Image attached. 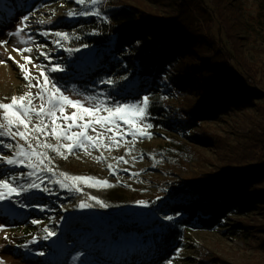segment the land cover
<instances>
[{"label": "rangeland", "instance_id": "1", "mask_svg": "<svg viewBox=\"0 0 264 264\" xmlns=\"http://www.w3.org/2000/svg\"><path fill=\"white\" fill-rule=\"evenodd\" d=\"M205 2H208L209 8H200L194 0H99L95 5L90 0L83 5L76 0H35L34 4L26 5L27 12L15 13L11 9L0 12V41H8L0 46V102L8 103L12 96L29 91L28 81L19 66L24 65L33 78V84L37 82L36 78L42 82L40 73L43 68L70 98L84 100L92 96L96 99L86 101L89 105L102 101L107 106H115L99 91L84 94L76 85L62 81L60 77L65 74L64 62L80 58L91 60L97 53V49L90 50L86 44L83 45L85 35L91 33L88 27L72 26L74 22L87 18L101 21L105 19L103 12L106 6L122 3L156 15L168 24L181 17L184 12L180 9L181 5H188L190 11L187 15L192 16L194 26L200 28L202 34L209 35L205 36L208 40L206 56L215 57L222 52L229 62L233 59L234 63L246 66L252 72L246 77V83L256 85L259 92L256 105L247 104L244 110L201 125L202 130L215 138L212 144L202 137L200 129L168 133L151 127L147 129L150 138L139 137L131 153L127 143L132 140L131 136L122 141L120 147L89 148L91 155L79 149L68 155L65 150L67 159H64L47 150L52 157L47 166L54 171H40L37 168L31 176L28 173L33 169L7 165L3 160L5 157L17 158L16 145L26 147L25 141L0 136V178L15 176L14 186L27 187L35 181L42 188L49 189L48 192L30 189L19 196L13 194L11 199L0 201V264H83L82 261L86 264L83 254L72 249L79 238L73 234L74 240L70 243L63 239L70 220L103 223V215L108 213L145 215L152 200L181 187L185 182L214 184L220 178H234L246 171L257 175L264 169V0ZM70 12L72 15H69ZM81 12L93 14L81 15ZM24 16L29 17L28 21L22 20ZM211 16L219 19L220 25L215 24L213 30L222 28V40L209 30ZM24 24L28 26L20 36L10 35ZM59 24L62 27H57ZM57 32L66 35L57 36ZM212 44L213 50L209 48ZM17 48H31L32 51L21 54L14 50ZM25 56L31 58V63L25 62ZM56 65L63 71L50 72V68ZM228 66L234 73L237 66L231 67L230 63ZM170 83L171 75L158 84L172 100L178 94ZM31 91L35 92L36 89ZM73 111L75 109L68 108L66 114ZM143 123L150 124L147 114ZM48 141L57 143L52 137ZM105 143L110 141L105 140ZM101 153L105 159L97 162L94 157ZM118 157H124L127 162H118ZM109 164L113 165L114 173L108 168ZM61 172L107 180L112 186L89 187L81 183L72 188H62L56 183L62 179ZM59 193L62 194L60 198L67 201L51 209L53 197L59 196ZM249 194L253 195V202H250L247 211L238 213L214 230L191 232L186 236L184 248L166 264H264V199L260 198L264 196V178H259ZM249 199L246 197L248 202ZM97 201H102L108 207H101ZM140 201L145 204L138 203ZM82 202L92 207L80 208ZM45 228L55 231L56 235L45 239ZM125 241L118 243L124 245ZM41 252L44 254L40 255Z\"/></svg>", "mask_w": 264, "mask_h": 264}, {"label": "trees", "instance_id": "2", "mask_svg": "<svg viewBox=\"0 0 264 264\" xmlns=\"http://www.w3.org/2000/svg\"><path fill=\"white\" fill-rule=\"evenodd\" d=\"M34 1L4 0L0 12H27L26 5ZM194 1L202 9L210 7L205 0ZM180 9L184 10L181 17L169 24L123 3L106 6L101 21L87 18L74 22L72 26L88 27L91 33L85 35L83 45L97 49V53L91 60L64 62L65 74H59L62 81L76 85L84 94L99 91L113 104L137 103L148 96L147 119L153 128L168 133L200 129L202 137L212 144L215 138L201 125L244 110L247 104L256 105L259 92L256 85L246 83L252 73L246 66L233 59L229 62L222 52L206 56L205 36L209 35L194 26L192 16L187 15L188 5ZM215 24L220 25L219 19L211 16L209 30L222 40V28L213 30ZM209 48L213 50V44ZM229 63L237 66L234 73ZM169 75L178 94L172 100L158 84ZM259 178H264V169L257 175L246 171L234 178H220L214 184L185 182L152 200L145 215L108 213L103 215V223L70 220L63 239L70 243L73 234L79 238L72 249L83 254L86 264H166L184 248L191 232L214 230L247 211L253 202L249 193ZM58 195L53 197L51 209L67 201ZM120 240L124 245L118 243Z\"/></svg>", "mask_w": 264, "mask_h": 264}, {"label": "snow or ice", "instance_id": "3", "mask_svg": "<svg viewBox=\"0 0 264 264\" xmlns=\"http://www.w3.org/2000/svg\"><path fill=\"white\" fill-rule=\"evenodd\" d=\"M79 4H85L86 0H76ZM91 4L99 3V0H90ZM0 5H4V0H0ZM81 15H90V12H81ZM98 14V13H96ZM69 15H72L70 12ZM29 17L24 16L23 21H28ZM44 21H41L43 23ZM17 29L16 32L10 33L13 36H20L27 27ZM57 36L66 34L57 32ZM8 41H0V46L6 45ZM23 54L24 52H31V48L14 49ZM26 63H31L30 57H23ZM2 62V61H0ZM24 72V78L28 81L29 91L23 95L12 96L10 102H0V136H8L10 138L25 141V145H16L17 151L15 157H5L4 162L7 165H20L33 169V172L28 173L30 176L34 174L35 169L40 171L53 172L52 167L47 166L51 163L52 157L48 155V151L60 155L67 159L65 150L68 155L75 152L77 149L91 155L89 148L99 150L102 147L111 149L113 147H120L122 141H125L128 136L132 137L131 141H127L130 145L129 153L134 147V142L143 136L150 138V133L147 129L152 127L151 124H144L146 118L149 98L143 97L141 103H125L115 104V106H107L104 102H99L89 105L86 101H93L96 98L92 96L85 97L84 100L72 99L65 95L61 88L54 82L50 75L46 74L43 68L40 75L43 77L42 82L37 79L33 84L30 74L24 65H19ZM40 67V66H38ZM63 71L59 65L52 66L50 72ZM111 83V81H108ZM36 91L32 92L31 89ZM68 108L75 109L71 114H66ZM87 117V119H86ZM35 120V123L33 121ZM94 134V135H93ZM43 137V139H41ZM54 138L57 143L52 144L48 138ZM105 140L110 143H105ZM35 141V143H33ZM67 141V143H65ZM6 147H12L5 145ZM44 149L45 151H40ZM97 162L103 161L105 158L103 154L95 156ZM118 162H127L124 157H118ZM27 161V164H25ZM108 168L113 171L112 164ZM62 179L57 180L62 188H72L77 184H86L91 186H112L108 184L107 180H99L91 176H72L68 173L61 172ZM16 177L0 178V201L11 199L13 194L19 196L22 192H28L30 189H40L48 192L49 189L42 188L40 183L32 181L27 187L14 186L13 181ZM95 200L96 197H91ZM101 207H108L102 201H97ZM145 204L144 201L138 202ZM80 208L92 207L89 203H80ZM165 219L172 220V216H166ZM37 223V221H33ZM47 236L53 237L56 235L55 231L45 228ZM7 239V237H5ZM43 255L44 253H39Z\"/></svg>", "mask_w": 264, "mask_h": 264}]
</instances>
